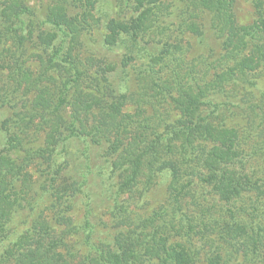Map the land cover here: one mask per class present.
Returning <instances> with one entry per match:
<instances>
[{
	"label": "trees",
	"instance_id": "16d2710c",
	"mask_svg": "<svg viewBox=\"0 0 264 264\" xmlns=\"http://www.w3.org/2000/svg\"><path fill=\"white\" fill-rule=\"evenodd\" d=\"M76 3L55 0L45 20L33 22L27 19L31 12L27 0H0V53L11 54L8 61L13 82L8 95L11 100L2 96L0 86V107L15 104L12 96L24 77L29 88L42 81L24 69L23 57L33 42L41 51L36 57L46 71L45 80L51 83V88L40 91L34 104L52 112V119L43 117L50 125L45 146L29 151L22 165L16 157L22 149L20 135L11 133L0 148V264H196L203 253L205 264H264V209L242 212V206L237 210L232 207L250 194L264 200V176L254 179L233 168L252 135L249 132L243 137L240 126L229 125L235 123L231 111L240 105L233 103L225 87L238 84L248 71L264 66V0H254L258 19L251 26L237 23L236 0H189L178 22L162 0H137L139 12L131 21L105 19L104 47L116 58L98 64L83 63L76 52L81 30L70 9ZM204 14L212 17L218 37L224 39V70L206 83L191 77L186 84L174 74L176 96L172 101L181 118L164 123L152 139L135 133L126 140L123 135L132 126V118L126 124L115 123L126 99L116 79L118 66L136 59L144 66L143 74H151L150 63L163 62L164 66L165 57L181 52L177 44H171L173 34L178 35L174 40L187 33L204 37V20H199ZM146 37L149 44L142 47ZM83 66L87 71L96 70L92 88L86 84ZM155 87L160 88L156 82ZM93 113L107 116L115 125L117 144L112 148L116 154L110 158L104 150L96 149L94 138L100 135V128L88 131L87 116ZM17 118L16 113L14 123ZM73 142L82 144L83 163L81 171L75 169L67 201L82 200L86 209L79 222L72 212L64 211L52 212L51 222L46 212H38L39 201L59 197L57 178L69 163ZM36 157L47 164L48 178L30 195L33 184L23 166ZM162 181L167 183L166 203L154 212L133 211L131 201L135 198L137 205L155 182ZM94 188L109 194L113 201L111 220L116 232L112 237L98 233L90 205ZM202 189L229 208L212 212L202 203ZM72 237L79 238L82 242L76 245L86 249L82 260L76 258L80 248L66 241Z\"/></svg>",
	"mask_w": 264,
	"mask_h": 264
},
{
	"label": "rangeland",
	"instance_id": "374dc122",
	"mask_svg": "<svg viewBox=\"0 0 264 264\" xmlns=\"http://www.w3.org/2000/svg\"><path fill=\"white\" fill-rule=\"evenodd\" d=\"M162 1L168 8V12H172V18L177 22L180 20V12L184 5L189 2V0ZM27 2L31 8L27 19L33 22H42L47 18L49 8L55 3V0H27ZM136 2L137 0H77L76 5L70 8L77 19V24L80 25L81 32L78 35L80 41H78L76 52L80 53L83 63H85V60H89L93 61L94 64H98L97 62L102 59H110L113 62L116 57L111 55L107 48L104 47V36L107 34L105 24L110 19L123 22L131 21L139 12L136 10ZM234 15L239 25H253L258 19L254 0H236ZM105 19L108 20L106 23ZM211 19L212 17L208 14L202 15V18L199 19L200 21L204 20L201 26H203L205 35L202 39L187 33L182 38L174 40L178 35L175 36L173 34L171 44H177L181 48V52L179 54L175 53L173 58L171 56L165 57L167 60L164 66L161 65L163 62L150 63L151 74H143L144 66L142 68L141 62L135 61L136 59L126 64L127 66H121L122 68L118 66L116 79L119 83V89L126 98L122 116L127 117L128 120L122 119L121 116L115 123L122 122L126 124L129 118H132V126L129 129L127 128L128 131L123 135L126 140H131L135 133H139V135L145 134L148 139H152L154 133L162 129L164 123H173L181 118L180 112L175 108L172 101L173 96H176V89L172 87L174 74H178L186 84L191 77L206 83L211 82L216 74L224 70L227 65L225 56L227 49L224 46V39L218 37L216 27L213 26ZM148 41L149 38L146 37L142 42V47L147 46L149 44ZM161 46H158L159 49ZM172 50L175 51V49ZM27 51L26 57H23V59H26L24 69L26 72L31 73L35 79L42 78V81L37 87L29 88L24 77L23 82L15 89V95L12 96V98H15V109L12 107L15 105L13 103H7L0 107V148L5 145V140L11 133L20 135L22 149L16 154L19 165L24 163L23 160L28 156L29 151H35L45 146L50 125L43 117L45 116L47 120L52 119L50 110L38 109L34 104L35 98L40 91L48 89L51 85L45 80L46 71L42 69L36 57L41 55L40 48L32 42L29 44ZM121 52L120 54H122ZM140 54L137 55L138 59L142 56ZM10 56V53H0V86L3 87L4 91L2 96L9 100H11V96L8 95L13 83L10 80L11 74L9 73L11 63L8 59ZM145 61L147 64L149 60ZM86 67L83 66L86 72L84 77H87L86 84L92 88L96 85L95 82H92V79H96V70L87 71ZM155 82L160 88L163 87V90L155 87ZM225 87L226 94L233 98V103L240 105L238 109L231 111L233 115L231 118L235 120V123L230 122L229 125L240 126L243 137L246 133L248 135L249 132L252 135L251 139L245 141L246 146L244 148L245 151H243V157L239 159L233 168H236L239 172L249 174L254 179H259L264 176V150L262 148V146L264 147V66L253 72L248 71V74L241 78L238 84H231ZM220 99L222 101L225 100L224 97ZM16 113L18 118L15 119L16 123H14L13 119ZM69 113L70 109L65 111L66 117L69 116ZM21 117L25 118V120L20 121ZM87 119L89 121L88 131L93 130L94 126L100 128V135L94 138L98 144L96 149L104 150L107 156L108 154L110 155L108 158L116 154L112 147L117 144L118 135L114 132L115 125L113 121L107 116H101V113L89 114ZM254 121H256L255 124ZM252 130L255 131L251 132ZM70 146L69 163L66 165L64 172L57 178L56 187L60 192L59 197L53 201L47 196L39 201L38 212H46L51 222H53L52 212L63 211L72 212L75 220L79 222L82 220L86 209L82 200L76 202L75 200L67 201L70 197L71 185L74 182L75 169L81 171L83 163L81 158L82 144L73 142ZM255 149L259 157L252 152ZM23 167L30 182L33 184L30 192V195H32L34 190H40V186L48 178L47 164L41 158L36 157L29 159ZM156 183L150 189L148 195L141 202H138L137 205L135 198L131 201L134 203L133 211L154 212L166 203L168 199L167 183L166 181ZM202 190L205 191V194H202V203H206L205 205L212 209V212H222V210L229 208L225 203L220 202L216 196L208 193L207 190ZM112 202L109 194L104 193L99 188H94V197L90 205L93 212H95L98 233L105 238L112 237L116 232L111 220ZM232 207L234 210L240 207L244 208L242 212L261 211L264 209V200L259 199L254 194H250V196L244 197L239 203L232 204ZM55 228L58 229V232L62 231L60 226H55ZM70 238H67L66 241L73 244L77 249L80 248L79 256H76V258L77 260H82L86 254V249L84 246L76 245L81 241L79 238ZM205 257L206 254L204 253L198 256L199 259H197L196 264H205Z\"/></svg>",
	"mask_w": 264,
	"mask_h": 264
}]
</instances>
